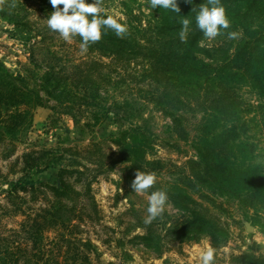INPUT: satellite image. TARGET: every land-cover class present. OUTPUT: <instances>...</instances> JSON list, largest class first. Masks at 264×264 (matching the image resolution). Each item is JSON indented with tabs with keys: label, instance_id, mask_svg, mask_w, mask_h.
<instances>
[{
	"label": "trees",
	"instance_id": "obj_1",
	"mask_svg": "<svg viewBox=\"0 0 264 264\" xmlns=\"http://www.w3.org/2000/svg\"><path fill=\"white\" fill-rule=\"evenodd\" d=\"M31 1L45 21L42 26H33L25 8L20 13L10 7L13 0L0 6V16L10 24L35 31L41 44L51 32L46 21L53 8L49 0ZM120 2L124 16L117 19L126 24L127 34L119 38L105 29L103 38L88 48L108 58V62L95 57L61 68H57L58 63H47L43 72L38 66L36 69L27 66L24 75L0 65L3 157L11 158L16 149L7 136L24 129L26 119L37 107H48L75 118L76 111L89 113L92 124L111 115L118 120L132 116L135 100L109 103L106 96L110 94L106 87L119 85L123 80L121 72H130L131 68L142 72L140 79L135 75V81L148 84L145 97L172 118L177 131L183 129L184 112H203L204 131L198 139L197 156L185 163L174 182H163L158 174L166 165L160 159L150 158L154 147L142 124H132L118 135L93 142L83 150L58 146L24 153L20 158L24 171L50 168L55 163L62 166L55 183L20 182L5 194L9 203L4 207L7 214H22L25 218L18 228L10 229L8 234L0 233V264L90 262L88 253L96 251V246L78 237L80 226L76 221L84 220L85 215L99 220L93 183L107 172L103 169L106 160L110 163L108 170L122 164L123 175L130 182L138 170L154 172L157 180L148 194L166 192L167 202L182 212L183 220H177L169 232L181 237L193 234L189 239L195 241L207 235L213 248L223 245L229 232L219 214L206 202L215 205L213 198L219 195L238 200L248 209L264 207V172L254 162L250 144L243 139L246 124L241 120L237 91L241 83L249 82L263 99L264 110V0H220L231 27L221 29L223 44L208 46L203 44L205 37L195 24V15L207 0H177L179 14L159 7L152 9L148 0ZM105 13L110 15L106 10ZM185 16L192 23L187 42L182 43L180 21ZM230 32L237 33V37L229 39ZM113 72H118L120 78L114 79ZM11 172L16 171L11 168L4 174L0 169V179L6 180ZM41 200L44 205H30ZM217 207L225 210L222 204ZM246 217L264 232V222L258 215L246 213ZM146 227V234L135 238L149 247L155 242L163 252L156 223ZM50 232L55 234L53 239L47 235ZM77 246L85 247L88 253L75 251ZM233 261L264 264V255L245 252L233 256Z\"/></svg>",
	"mask_w": 264,
	"mask_h": 264
},
{
	"label": "rangeland",
	"instance_id": "obj_2",
	"mask_svg": "<svg viewBox=\"0 0 264 264\" xmlns=\"http://www.w3.org/2000/svg\"><path fill=\"white\" fill-rule=\"evenodd\" d=\"M3 0L0 6L5 4ZM15 2L16 12L25 8L30 12L29 21L33 26L45 24L37 12V5L31 0H18ZM120 0H103V8L112 16L119 18L123 15ZM144 9L147 11L146 6ZM41 37L35 31L26 30L8 23L0 16V65L24 75L26 67L38 68L43 72L47 63H58L57 68L76 64L88 58L109 59L96 52L82 53L79 45L81 39L75 37L71 43L65 42L58 33L51 31L46 40L40 44ZM222 36L214 40L204 39L205 45L223 44ZM34 54V56H33ZM55 55V56H54ZM122 71L123 80L119 85L106 87L109 103L114 100L124 102L135 100L132 116L118 120L108 116L99 123L92 124L89 113L78 112V117H72L48 107H37L31 111L26 119L24 129L14 136H7L16 145L15 153L11 158H4L0 148V169L4 174L11 168L15 173L8 174L6 180L0 179V233L8 234L13 228H18L24 215H8L5 208L9 206L5 194L20 182L39 184L41 182L55 183L58 172L62 166L53 164L50 168H34L22 170L21 157L24 153L43 148L58 146L85 149L93 142L105 141L118 135L122 129L132 124H142L147 128L149 138L154 147L150 158L160 159L166 165L158 174L163 182H174L182 172V167L193 157L197 156V143L203 134V112L186 111L183 117V129L176 130L172 118L161 112L149 99L145 97L148 89L147 83L135 81V75L141 78L142 72ZM133 74V77L130 76ZM110 75V74H109ZM114 79H119V73L113 72ZM125 76V77H124ZM141 89V92L139 90ZM241 101V117L245 122L243 139L250 144L253 150L255 163L264 172V110L261 107L263 99L258 91L249 82H243L237 88ZM105 93V92H104ZM132 102V101H131ZM89 123V124H88ZM110 145V144H109ZM112 146V145H111ZM104 149H108L105 144ZM112 150L115 148L112 146ZM109 160L103 167L107 172L99 175L93 183V193L99 206V220L85 219L76 221L80 226L78 237L83 241L89 240L96 246V251L88 253L85 247L77 246L75 251H86L90 262L85 264H199L200 253L211 245L210 237L202 235L199 240H190L193 234L186 237L170 233L177 220L182 221V212L170 202L165 205L161 216L153 222L162 236L163 252L154 245L146 246L135 236L146 234L144 219L147 215L148 193L139 195L130 188V181L125 179L121 170L122 164H117L108 170ZM77 187H80L78 185ZM215 205L207 203L212 210L219 214L229 235L227 241L215 249L214 264H238L233 256L245 252L264 255V232L259 224L246 217L258 215L264 222V207L248 209L238 200L226 196H214ZM44 200L30 203L32 206L44 205ZM220 204L225 210L219 209ZM227 210V211H226ZM53 239V232L47 233ZM49 246L52 244L49 243ZM213 248V247H212ZM74 252V248L70 254ZM71 263V261H69Z\"/></svg>",
	"mask_w": 264,
	"mask_h": 264
},
{
	"label": "clouds",
	"instance_id": "obj_3",
	"mask_svg": "<svg viewBox=\"0 0 264 264\" xmlns=\"http://www.w3.org/2000/svg\"><path fill=\"white\" fill-rule=\"evenodd\" d=\"M49 2L53 11L47 18V27L58 33L68 43L79 36L81 39L79 48L82 53L87 52L91 44L98 43L103 38L105 29L113 31L119 38L127 34L128 29L125 23L105 13L103 0H93L92 3H88L87 0H49ZM0 3H3V0H0ZM148 4L152 9L159 7L177 14L181 11L177 0H148ZM209 5L212 6L209 7ZM10 7H15V0ZM180 23L179 39L182 43H186L192 21L185 16ZM195 24L208 40H214L221 35V29L231 27V22L220 0H207L206 4H201L195 15ZM236 37L237 33H228L229 39ZM156 180L154 172L138 170L134 174L130 188L135 193L143 195L153 188ZM167 200V193L162 190L153 191L148 195L145 224H151L162 215ZM214 257L215 249L209 246L200 253L199 264H214Z\"/></svg>",
	"mask_w": 264,
	"mask_h": 264
},
{
	"label": "crops",
	"instance_id": "obj_4",
	"mask_svg": "<svg viewBox=\"0 0 264 264\" xmlns=\"http://www.w3.org/2000/svg\"><path fill=\"white\" fill-rule=\"evenodd\" d=\"M172 264H176V263H172Z\"/></svg>",
	"mask_w": 264,
	"mask_h": 264
}]
</instances>
